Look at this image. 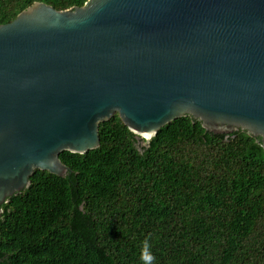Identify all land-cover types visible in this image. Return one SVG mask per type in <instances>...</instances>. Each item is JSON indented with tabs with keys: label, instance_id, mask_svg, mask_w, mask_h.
<instances>
[{
	"label": "water",
	"instance_id": "obj_1",
	"mask_svg": "<svg viewBox=\"0 0 264 264\" xmlns=\"http://www.w3.org/2000/svg\"><path fill=\"white\" fill-rule=\"evenodd\" d=\"M115 113L146 144L188 115L264 150V0L35 2L0 25V207Z\"/></svg>",
	"mask_w": 264,
	"mask_h": 264
},
{
	"label": "trees",
	"instance_id": "obj_2",
	"mask_svg": "<svg viewBox=\"0 0 264 264\" xmlns=\"http://www.w3.org/2000/svg\"><path fill=\"white\" fill-rule=\"evenodd\" d=\"M86 0H0V25L35 2L57 11ZM99 147L62 152L58 177L36 170L0 207V264H264V150L238 129L204 130L190 116L148 144L115 113Z\"/></svg>",
	"mask_w": 264,
	"mask_h": 264
},
{
	"label": "clouds",
	"instance_id": "obj_3",
	"mask_svg": "<svg viewBox=\"0 0 264 264\" xmlns=\"http://www.w3.org/2000/svg\"><path fill=\"white\" fill-rule=\"evenodd\" d=\"M151 241H152L151 236H147L141 242L140 252L138 257L140 264H157V257L152 251L153 244Z\"/></svg>",
	"mask_w": 264,
	"mask_h": 264
}]
</instances>
